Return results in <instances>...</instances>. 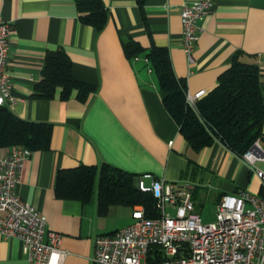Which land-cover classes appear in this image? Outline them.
<instances>
[{
    "label": "crops",
    "instance_id": "1",
    "mask_svg": "<svg viewBox=\"0 0 264 264\" xmlns=\"http://www.w3.org/2000/svg\"><path fill=\"white\" fill-rule=\"evenodd\" d=\"M191 1L143 0L139 8L136 0H102L108 18L97 31L80 21L73 0H0V18L13 28L8 72L14 102L9 108L22 120L51 126L49 148L31 151L15 191L45 217L48 231L61 235L60 248L67 251L63 264H92L95 237L120 228L114 220L118 205L106 216L97 214V185L88 203L58 198L59 170L89 166L99 171L106 164L134 175L135 184L143 175H150L143 178L146 185L152 178L186 181L194 186L195 210L198 198L208 194L217 204L223 195L261 191L255 174L219 142L199 153L188 146L163 106L165 93L156 76L142 62L129 61L123 50L128 41L143 51L167 49L187 95L208 93L240 54L258 68L264 95V0H215L198 22L188 63L180 7ZM55 50L66 53L76 80L95 87L85 101L74 91L63 100L59 89L51 99L34 96L46 54ZM256 142L264 149V127ZM0 264H29L18 239L0 237Z\"/></svg>",
    "mask_w": 264,
    "mask_h": 264
},
{
    "label": "built area",
    "instance_id": "2",
    "mask_svg": "<svg viewBox=\"0 0 264 264\" xmlns=\"http://www.w3.org/2000/svg\"><path fill=\"white\" fill-rule=\"evenodd\" d=\"M215 0H194L180 7L182 49L187 62L193 61L198 40V22ZM12 24L0 18V106L12 104L8 72L9 35ZM152 72L145 57H134ZM204 90L186 95L194 107ZM31 151L13 147L0 155V237L18 239L29 264H63L67 251L60 248L61 235L46 229L45 217L16 193L24 162ZM260 181L261 191L223 195L217 203L215 221L204 224L195 210L194 186L186 181L154 179L146 185L143 175L136 188L149 193L157 217L147 218L144 209L134 207L131 222L111 234L96 236L92 264H264V149L254 144L239 157ZM157 256L162 259H156Z\"/></svg>",
    "mask_w": 264,
    "mask_h": 264
},
{
    "label": "trees",
    "instance_id": "3",
    "mask_svg": "<svg viewBox=\"0 0 264 264\" xmlns=\"http://www.w3.org/2000/svg\"><path fill=\"white\" fill-rule=\"evenodd\" d=\"M80 21L100 31L108 14L102 0H73ZM142 8L143 0H136ZM123 50L129 61L145 52L158 88L165 93L163 106L179 128V133L196 153L219 142L242 156L262 136L264 127V95L259 86L258 68L236 54L229 67L217 78L213 89L191 107L186 102V84L174 75L167 49L151 47L148 51L128 41ZM57 89L65 100L74 91L79 101H85L95 87L76 80L72 64L65 52L46 54L42 77L34 96L51 99ZM51 126L22 120L8 104L0 106V150L23 147L30 151L47 150ZM97 178V214L106 216L111 206L142 207L147 218L157 217L155 201L149 193L137 190L134 175L103 164L78 166L59 170L55 176V195L60 199L88 203L94 196ZM156 259H162L157 256Z\"/></svg>",
    "mask_w": 264,
    "mask_h": 264
},
{
    "label": "rangeland",
    "instance_id": "4",
    "mask_svg": "<svg viewBox=\"0 0 264 264\" xmlns=\"http://www.w3.org/2000/svg\"><path fill=\"white\" fill-rule=\"evenodd\" d=\"M259 166H264V164H259ZM96 183H95V192H96ZM201 190H199L200 192ZM199 197V196H198ZM217 210V204H215L210 195L208 194L205 198L200 200L198 198V204L196 212L199 214L201 221L204 224L213 223L215 221V215ZM132 209L129 207L118 206L116 214V224L118 228L126 226L130 222ZM113 220V221H114Z\"/></svg>",
    "mask_w": 264,
    "mask_h": 264
}]
</instances>
